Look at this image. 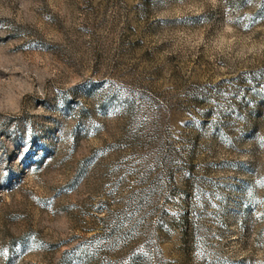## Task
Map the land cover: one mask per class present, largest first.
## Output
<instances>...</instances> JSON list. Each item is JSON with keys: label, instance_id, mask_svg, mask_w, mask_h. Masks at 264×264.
Segmentation results:
<instances>
[{"label": "rangeland", "instance_id": "rangeland-1", "mask_svg": "<svg viewBox=\"0 0 264 264\" xmlns=\"http://www.w3.org/2000/svg\"><path fill=\"white\" fill-rule=\"evenodd\" d=\"M0 264H264V0H0Z\"/></svg>", "mask_w": 264, "mask_h": 264}]
</instances>
